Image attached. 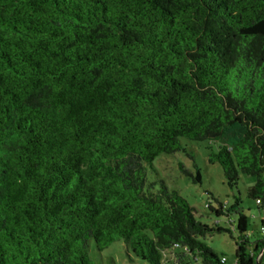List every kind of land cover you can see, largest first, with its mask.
<instances>
[{"label": "trees", "instance_id": "1", "mask_svg": "<svg viewBox=\"0 0 264 264\" xmlns=\"http://www.w3.org/2000/svg\"><path fill=\"white\" fill-rule=\"evenodd\" d=\"M182 138L264 209V0H0V264H95L92 240L221 264L200 238L224 229L148 179ZM227 211L263 264L264 216L251 241Z\"/></svg>", "mask_w": 264, "mask_h": 264}, {"label": "rangeland", "instance_id": "2", "mask_svg": "<svg viewBox=\"0 0 264 264\" xmlns=\"http://www.w3.org/2000/svg\"><path fill=\"white\" fill-rule=\"evenodd\" d=\"M183 149L174 154H160L148 167V179L164 181L171 189H176L195 207V216L199 221L211 227L219 226L224 231H214L200 239L204 241L215 254H225L232 258L235 253L238 236L236 221L239 214L227 209L239 201V206L247 217L246 234L251 241L261 237L260 220L264 209L255 200L248 197L247 190L253 181L249 175L241 174L236 184L231 187L219 163L210 161V152L217 145L208 141H191L181 139ZM196 168L201 179L195 181ZM187 170L190 172H185ZM223 204L220 215L214 209ZM168 255V254H167ZM171 255V254H170ZM168 255V256H170ZM90 256L95 264H150L138 258L127 248L123 240L113 242L103 251H98L95 242L90 244ZM199 259V258H198ZM189 264H197L192 256H186ZM200 264L202 261L198 260ZM162 264H173L164 261ZM264 264V259H263Z\"/></svg>", "mask_w": 264, "mask_h": 264}, {"label": "built area", "instance_id": "3", "mask_svg": "<svg viewBox=\"0 0 264 264\" xmlns=\"http://www.w3.org/2000/svg\"><path fill=\"white\" fill-rule=\"evenodd\" d=\"M258 202H260V201L258 200ZM194 259H195V262H197V264H200L199 261H198L199 259L197 257H195ZM219 261H220L221 264H239L237 259H235V258H231L230 259L225 254L219 255Z\"/></svg>", "mask_w": 264, "mask_h": 264}, {"label": "water", "instance_id": "4", "mask_svg": "<svg viewBox=\"0 0 264 264\" xmlns=\"http://www.w3.org/2000/svg\"><path fill=\"white\" fill-rule=\"evenodd\" d=\"M256 264H258V262Z\"/></svg>", "mask_w": 264, "mask_h": 264}]
</instances>
